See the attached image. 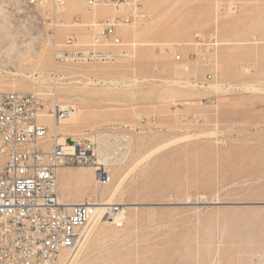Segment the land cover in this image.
Segmentation results:
<instances>
[{
	"label": "rangeland",
	"instance_id": "374dc122",
	"mask_svg": "<svg viewBox=\"0 0 264 264\" xmlns=\"http://www.w3.org/2000/svg\"><path fill=\"white\" fill-rule=\"evenodd\" d=\"M0 0V90L38 93L44 113L72 107L50 137L64 143L85 131L131 133L128 159L88 199L129 204L122 227L99 219L73 264H264V0H142V15L120 28L130 55L111 63H59L55 42H91L74 24L131 10L71 0L49 23V4ZM59 21V20H58ZM217 33L218 74L187 71L167 50H192L199 34ZM74 174V177H76ZM192 202V203H187Z\"/></svg>",
	"mask_w": 264,
	"mask_h": 264
},
{
	"label": "built area",
	"instance_id": "2783aa9c",
	"mask_svg": "<svg viewBox=\"0 0 264 264\" xmlns=\"http://www.w3.org/2000/svg\"><path fill=\"white\" fill-rule=\"evenodd\" d=\"M71 0H31L32 5L49 4V23L62 24L59 15ZM117 9L127 6L128 17L105 16L74 24L83 25L91 42L81 44L69 35L55 42L54 59L62 63H111L130 55L120 35L123 24L142 15V0H86L89 16L100 7ZM59 20V21H58ZM222 44L217 33L199 34L188 43L192 47L183 55L184 44L167 47L184 70L193 64L209 69L205 79L218 74L217 53ZM72 107L56 106L44 113V103L36 92L0 90V264H73L85 242L87 226L94 220L109 221L117 227L125 223L129 206L113 202L103 204L99 198L72 203L62 201L59 171L79 165L92 167L95 180L108 185L110 168L124 163L130 154L131 133L85 131L79 137H66L64 143L50 137L46 118H67Z\"/></svg>",
	"mask_w": 264,
	"mask_h": 264
},
{
	"label": "crops",
	"instance_id": "0c3cea01",
	"mask_svg": "<svg viewBox=\"0 0 264 264\" xmlns=\"http://www.w3.org/2000/svg\"><path fill=\"white\" fill-rule=\"evenodd\" d=\"M80 172V171H77ZM75 172H71L67 167H63L59 171V189H60V196L63 202L65 203H72L78 201H84L88 199V195L86 190L81 189L78 191L73 190L72 192L67 191V185L71 182H75L78 184L76 177H74ZM79 174V173H78ZM80 174L89 177L91 174L90 170L81 171ZM89 198L88 200H90Z\"/></svg>",
	"mask_w": 264,
	"mask_h": 264
},
{
	"label": "bare ground",
	"instance_id": "6f19581e",
	"mask_svg": "<svg viewBox=\"0 0 264 264\" xmlns=\"http://www.w3.org/2000/svg\"><path fill=\"white\" fill-rule=\"evenodd\" d=\"M62 107H66V106H62ZM73 115H74V111H73V113L70 116H73ZM46 121H47L48 124H50V126L53 129V131H55V132H57L59 130V128L61 127L60 123H59L60 121H58V119H54L51 115L47 116ZM78 173H77V175L75 174L78 183L85 185L86 182L84 180V176L82 174H80V172H78ZM90 200L92 201V198ZM102 203L103 204H109V203H113V202L112 201H103ZM187 203H192V202H187ZM128 206L131 207L129 204H128Z\"/></svg>",
	"mask_w": 264,
	"mask_h": 264
}]
</instances>
